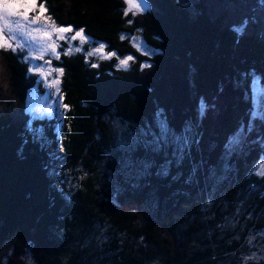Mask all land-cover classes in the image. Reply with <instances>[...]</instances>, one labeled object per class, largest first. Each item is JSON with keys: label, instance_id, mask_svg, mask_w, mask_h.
Returning <instances> with one entry per match:
<instances>
[{"label": "trees", "instance_id": "16d2710c", "mask_svg": "<svg viewBox=\"0 0 264 264\" xmlns=\"http://www.w3.org/2000/svg\"><path fill=\"white\" fill-rule=\"evenodd\" d=\"M38 1L55 24L134 57L120 67L60 53L64 114L31 118L37 75L2 49L0 264H28V248L30 264H264L232 258L264 229L262 135L231 144L264 76V27L249 22L264 0L245 11L230 8L242 0H148L130 15L125 0ZM133 26L153 54L131 45Z\"/></svg>", "mask_w": 264, "mask_h": 264}, {"label": "rangeland", "instance_id": "374dc122", "mask_svg": "<svg viewBox=\"0 0 264 264\" xmlns=\"http://www.w3.org/2000/svg\"><path fill=\"white\" fill-rule=\"evenodd\" d=\"M219 1L224 4L225 0ZM140 5V8L132 7L130 0H125L126 15L139 13L147 10L149 7L148 0H134ZM6 4L18 5L14 9H5ZM248 1L242 0L240 3L230 4L239 9V6H247ZM233 10V9H232ZM251 15V14H250ZM242 16L230 15L232 20L241 19ZM130 22L133 21L131 16ZM259 21L257 28L264 27V10L254 11L249 22ZM236 25H243L240 20ZM252 25H248L250 30ZM256 28V29H257ZM60 29H70V31H60ZM133 26V32L127 34V38L132 46L146 54H153L156 51L152 45L147 43L141 33ZM252 31V30H250ZM261 31H264V29ZM81 33L77 36L76 33ZM9 48L23 53L22 58L26 60L29 69L37 75L35 84L28 94L27 112L31 118H40L42 116H51L58 114L62 118L65 110L63 95L61 91V74L62 67L56 62L61 59L62 52L67 53L79 49L97 62L103 58H110L114 55L118 58L117 64L120 67H128L130 60L134 57L132 53L125 52L120 54L116 49H107L105 42L92 38L85 34L83 30L75 28L72 25L55 24L46 11L44 4L38 0H0V84L5 86V63L3 61L2 49ZM99 50V51H98ZM131 57V59H129ZM99 60V61H100ZM122 60H127L126 64H121ZM253 109L250 118L243 122L236 133L232 136L231 144H241L246 137H252L251 133H260L262 135V144L264 146V76L254 75L251 82ZM65 127V121H60L58 130ZM258 173H264V154L254 167ZM221 175V174H220ZM239 208V206H238ZM236 219L232 215L227 222V226L233 225ZM12 245L9 240L6 241L3 257L10 253ZM21 258L25 259L28 264L36 262V255L31 248L23 251ZM232 258L235 263L241 258L246 263L250 260L264 261V229L251 232L244 243L240 246ZM228 258L229 260L232 259Z\"/></svg>", "mask_w": 264, "mask_h": 264}, {"label": "snow or ice", "instance_id": "6c2138e0", "mask_svg": "<svg viewBox=\"0 0 264 264\" xmlns=\"http://www.w3.org/2000/svg\"><path fill=\"white\" fill-rule=\"evenodd\" d=\"M130 3L132 4V7H135V8H140V5L135 3L134 0H130ZM5 9H14L16 7H18V5H14V4H6L5 6ZM60 31L64 32V31H70V29H60ZM77 36H81L82 37V34L81 33H76ZM83 38V37H82ZM79 51V49H77ZM99 51V50H98ZM114 55V53H113ZM129 59H131V57H129ZM127 63V60H122L121 61V64H126Z\"/></svg>", "mask_w": 264, "mask_h": 264}]
</instances>
